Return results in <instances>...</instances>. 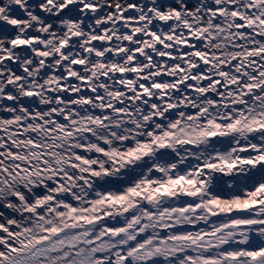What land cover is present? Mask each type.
<instances>
[{
	"label": "snow or ice",
	"instance_id": "1",
	"mask_svg": "<svg viewBox=\"0 0 264 264\" xmlns=\"http://www.w3.org/2000/svg\"><path fill=\"white\" fill-rule=\"evenodd\" d=\"M0 264H264V0H0Z\"/></svg>",
	"mask_w": 264,
	"mask_h": 264
}]
</instances>
